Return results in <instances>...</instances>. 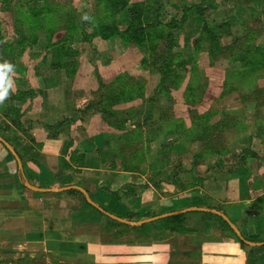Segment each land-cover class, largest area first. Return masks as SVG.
I'll return each instance as SVG.
<instances>
[{"label": "crops", "instance_id": "1", "mask_svg": "<svg viewBox=\"0 0 264 264\" xmlns=\"http://www.w3.org/2000/svg\"><path fill=\"white\" fill-rule=\"evenodd\" d=\"M148 1L141 5L143 20L149 23L157 20L158 7L180 4ZM185 4V12L198 13L189 15L184 25L191 39L209 26L204 21L209 10L221 25L264 18V0ZM81 96L75 76L59 68L45 69L38 75L29 106L13 117L0 116V136L14 151L0 142V264H99L101 259H120L126 245L138 243L135 236V242L126 240L125 233L138 229L148 232L142 241L156 245L154 251L160 241L161 250L169 240L181 238L198 249L201 264H220V253H229L236 245L241 253L252 255L255 264H264V247L235 241L228 236V224L216 214H225L246 240L264 242V124L260 139L247 138L245 154L234 171L208 170L195 166L165 140L158 148L153 146L157 141L144 144L151 149L143 157V144L127 142L125 126L119 118L110 119L118 116L114 109L105 114L85 107L94 98ZM126 145L133 152L137 146V161H144L133 164ZM27 185L48 191L36 192ZM67 187L84 189L99 208L131 223L191 208L210 211L131 226L88 204L78 190L54 191ZM157 233L166 234L165 239ZM223 234L229 240H222Z\"/></svg>", "mask_w": 264, "mask_h": 264}, {"label": "rangeland", "instance_id": "2", "mask_svg": "<svg viewBox=\"0 0 264 264\" xmlns=\"http://www.w3.org/2000/svg\"><path fill=\"white\" fill-rule=\"evenodd\" d=\"M182 1L158 7L157 21L139 25L128 7L140 13L148 0H0V64L13 66L0 116L21 114L38 75L59 68L75 76L81 97L93 96L85 107L116 111L110 119L125 126L127 142L143 144V157L151 149L147 143L157 141L158 148L165 140L195 166L234 171L247 138L260 139L264 124V18L221 25L209 10L204 21L213 31L201 30L191 39L183 30L188 14ZM125 150L132 155L127 161H144H137V146ZM138 230L125 238L139 244L126 245L120 259L99 264H201L198 249L181 238L161 250L159 239L154 251L156 245L142 241L148 232ZM237 247L221 252L220 264L256 263Z\"/></svg>", "mask_w": 264, "mask_h": 264}, {"label": "water", "instance_id": "3", "mask_svg": "<svg viewBox=\"0 0 264 264\" xmlns=\"http://www.w3.org/2000/svg\"><path fill=\"white\" fill-rule=\"evenodd\" d=\"M0 142L2 144H4L12 153H14V151H13L12 147L9 145V143L6 140H4L1 136H0ZM16 158H17V161L19 163L20 168H22V162H21L20 158L17 155H16ZM27 186H28V188H30L31 190H34L36 192H47L48 191V190H43V189H40V188H35V187L31 186V185H27ZM73 189L82 192L85 195L88 204H90L94 208L98 209L102 213L110 216L111 218H113V219H115V220H117L119 222H122V223L127 224V225H131V226H141L143 224L152 223V222L159 221V220H162V219L178 216V215H181V214H184V213H187V212H208V211H210V210L204 209V208H191V209H188V210H185V211H179V212L164 214V215H161V216H156V217L147 219V220H145V221H143L141 223H131V222L116 218V217L106 213L103 209L99 208L91 200V198L89 197L88 193L84 189H82L80 187H67V188H61V189L54 190V191L63 192V191H69V190H73ZM216 214L219 217H221L229 225V227L232 229L233 233L239 238V240L242 243H244L245 245L250 246V247H264V242H252V241L246 240L241 235L240 231L236 228V226L231 222V220L225 214L219 213V212H216Z\"/></svg>", "mask_w": 264, "mask_h": 264}, {"label": "clouds", "instance_id": "4", "mask_svg": "<svg viewBox=\"0 0 264 264\" xmlns=\"http://www.w3.org/2000/svg\"><path fill=\"white\" fill-rule=\"evenodd\" d=\"M12 67L13 66L7 62L0 64V101L7 95V89L12 86L11 79L7 75L12 71Z\"/></svg>", "mask_w": 264, "mask_h": 264}, {"label": "trees", "instance_id": "5", "mask_svg": "<svg viewBox=\"0 0 264 264\" xmlns=\"http://www.w3.org/2000/svg\"><path fill=\"white\" fill-rule=\"evenodd\" d=\"M121 8H122V6H121ZM123 8H124V6H123ZM122 8V9H123ZM130 10H128V13H130V16H131V18H133V24H134V19L135 18H138V24L140 25V22H141V20H143V14H144V10H143V7L142 6H140V13H138L137 11H135L134 9H135V6H132V7H128ZM137 8V7H136ZM138 9V8H137ZM137 12V13H136ZM157 12V11H156ZM187 14H188V16L189 15H191V14H194V15H196V14H198L197 12H192L191 14H190V12H187ZM187 15H186V17H188ZM157 17H158V14L156 13V19H157ZM157 21V20H156ZM173 23V25H171V27H173V29H175V22L173 21L172 22ZM222 27H226V25H223V26H218V28L220 29V28H222ZM134 29H138L139 30V28H134ZM206 29H208V31H213V29L211 28V29H209V26L208 25H205L204 27H203V30H206ZM131 30H133V28L131 29ZM116 33V30H115V32H114V34ZM212 33V32H211ZM168 220H169V218H168ZM227 227L230 229V227L227 225ZM230 231L231 232H233L231 229H230ZM234 234V233H233ZM235 235V234H234ZM236 236V235H235Z\"/></svg>", "mask_w": 264, "mask_h": 264}]
</instances>
